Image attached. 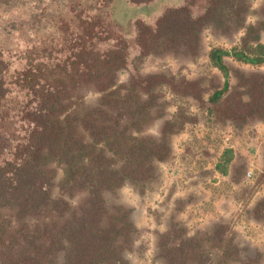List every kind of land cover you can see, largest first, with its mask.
<instances>
[{
    "label": "trees",
    "instance_id": "obj_1",
    "mask_svg": "<svg viewBox=\"0 0 264 264\" xmlns=\"http://www.w3.org/2000/svg\"><path fill=\"white\" fill-rule=\"evenodd\" d=\"M124 1L132 10L129 31L117 22L119 0H0V264H125L139 231L122 206H106L104 193L127 183L139 190L168 154L164 138L139 132L149 107L135 91L147 89L135 62L161 40L192 48L203 27L254 30L242 21L248 9L239 0ZM154 5L159 9H149ZM256 48L257 55L209 52L224 80L210 104L230 88L224 59L262 65L264 44ZM120 71L132 78L129 95L115 88ZM78 89H92L99 105L64 110ZM231 154L225 150L216 166L222 175ZM52 166L62 174L60 195ZM77 193L83 196L73 205ZM5 209L13 218L3 217ZM256 210L264 211V199ZM218 227L207 237L217 246L213 257L195 252L182 229L161 235L166 264H264V252L246 255Z\"/></svg>",
    "mask_w": 264,
    "mask_h": 264
},
{
    "label": "rangeland",
    "instance_id": "obj_2",
    "mask_svg": "<svg viewBox=\"0 0 264 264\" xmlns=\"http://www.w3.org/2000/svg\"><path fill=\"white\" fill-rule=\"evenodd\" d=\"M239 1L248 9L241 19L253 26V31L203 27L192 48L161 40L135 62L137 79L147 86L135 91L149 107L139 132L159 141L164 138L168 154L157 165L155 178L139 190L127 183L113 194L104 193L106 206L110 210L122 206L139 231L125 264H166L159 237L179 229L182 236L196 243L195 252L213 257L217 246L207 237L217 225L224 238H232V244L245 249L246 255L257 249L264 252V211L256 210L264 199V63L254 66L225 58L230 88L216 104L208 102L224 82L222 74L210 65L209 52L244 48L257 55L256 44H264V0ZM119 3L117 22L129 31L131 19L126 13L132 10L124 0ZM131 79L123 71L117 73L115 88L121 95L133 92ZM89 91L92 89L75 90L63 101L64 110L80 104L96 108L101 97ZM111 115L115 117L117 112L111 111ZM225 150L232 152V160L222 175L216 166ZM52 170L53 193L59 194L57 182L62 174L58 167L52 166ZM82 196L75 194L73 205ZM2 214L13 218L9 210ZM190 264L198 263L193 260Z\"/></svg>",
    "mask_w": 264,
    "mask_h": 264
},
{
    "label": "water",
    "instance_id": "obj_3",
    "mask_svg": "<svg viewBox=\"0 0 264 264\" xmlns=\"http://www.w3.org/2000/svg\"><path fill=\"white\" fill-rule=\"evenodd\" d=\"M263 58H264V56H263Z\"/></svg>",
    "mask_w": 264,
    "mask_h": 264
}]
</instances>
